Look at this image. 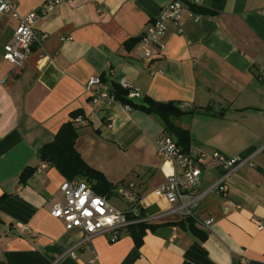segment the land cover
Returning a JSON list of instances; mask_svg holds the SVG:
<instances>
[{
  "label": "crops",
  "instance_id": "1",
  "mask_svg": "<svg viewBox=\"0 0 264 264\" xmlns=\"http://www.w3.org/2000/svg\"><path fill=\"white\" fill-rule=\"evenodd\" d=\"M44 1L17 0V8L27 14ZM170 1L63 0L36 19L35 32L46 38L32 44L20 66L3 57L17 22L0 17V264H264V151L254 167L231 176L227 194L202 197L197 218H212L210 230L169 215L149 222L154 226L139 245L130 229L112 243L105 234L84 239L81 229L68 231L50 214L69 179L37 151L67 121L76 126L82 160L111 183L102 195L122 197L134 181L146 216L168 208L154 192L165 182L156 148L164 118L189 132L195 153L234 156L264 144V0H186L183 31L170 25L161 51L151 48L145 57L139 39L126 47ZM194 5L211 13H196ZM92 77L101 79L100 90H113L123 78L139 92L134 101L171 102L186 113L162 117L94 103L86 92ZM78 109L77 124L70 113ZM26 167L33 173L21 183ZM218 175L204 171L203 185ZM16 222L28 231L19 233Z\"/></svg>",
  "mask_w": 264,
  "mask_h": 264
},
{
  "label": "built area",
  "instance_id": "2",
  "mask_svg": "<svg viewBox=\"0 0 264 264\" xmlns=\"http://www.w3.org/2000/svg\"><path fill=\"white\" fill-rule=\"evenodd\" d=\"M63 0H45L35 11L20 14L17 0H0V17L10 16L16 20L13 36L3 46V57L16 66L23 64L31 51L34 42L41 43L46 34H37L34 29L36 19L47 15ZM186 0H172L164 5L158 16L149 21L141 34L139 41L143 46V55H151V48L161 51V38L170 25H174L176 32L182 33L181 20L186 9ZM197 4L199 0H191ZM195 21L199 16L192 14ZM260 80L264 79V71L260 73ZM99 77H92L86 85V92L91 101L105 102L110 105H122L115 97L113 90H100ZM119 86L128 91V98L139 97V92L125 79L119 81ZM129 109V106L123 105ZM74 122L81 123L82 116H76ZM157 155L162 160L161 171L165 182L154 192L162 198L168 208L161 210L154 216L130 217V213L144 209V204L138 197L134 181L128 182L121 192L122 198L129 202V208L122 210L111 204L105 196L99 194L92 183L87 179L65 180L61 186L60 199L50 207V214L64 221L65 229H81L84 239L93 235L105 234L110 242L119 240L122 233L137 222H154L169 215L180 218H194L207 229H211L213 219L197 218V209L202 197L210 192L227 194L231 176L240 168L254 167L255 156L264 151V144L257 149L240 153L234 156L226 155L220 151H213L207 155L203 152L195 153L193 150L184 151L178 145L176 138L163 132L156 139ZM209 169H218L219 175L210 184L203 185L202 173ZM234 205V204H233ZM236 206V205H234ZM138 214V213H137ZM19 233L28 231L21 222L15 223ZM74 255L73 253H71Z\"/></svg>",
  "mask_w": 264,
  "mask_h": 264
},
{
  "label": "trees",
  "instance_id": "3",
  "mask_svg": "<svg viewBox=\"0 0 264 264\" xmlns=\"http://www.w3.org/2000/svg\"><path fill=\"white\" fill-rule=\"evenodd\" d=\"M191 9L196 13L208 14L211 13L209 10L202 8L201 6H191ZM139 38H134L126 43V47L136 42ZM115 97L122 105H127L133 108L140 109L145 112H154L160 116H165L169 112H160L157 110L158 103L154 102L149 97H144L141 102H136L132 98H128V91L121 88L119 85L113 89ZM82 110L78 109L70 113L71 118H75L81 115ZM165 119V129L167 133H171L176 137L178 145L182 150L188 151L189 132L182 129L170 121ZM77 137L76 126L72 121H67L61 125L54 139L44 144L37 151L38 157L41 161L52 164L66 179H74L76 177H83L90 181L98 193H106L111 191V183H109L103 174L91 167H89L80 157L79 153L74 147V143ZM33 173L32 167H26L20 174V182L25 183L26 180ZM1 200V197H0ZM144 209L137 210V212L130 213V217L144 216ZM138 213V214H137ZM182 221L170 222L171 225L180 224ZM154 225L149 222H137L129 227L132 232L135 244L141 243V236L146 228L153 227ZM193 233L197 234L198 231L191 227Z\"/></svg>",
  "mask_w": 264,
  "mask_h": 264
},
{
  "label": "water",
  "instance_id": "4",
  "mask_svg": "<svg viewBox=\"0 0 264 264\" xmlns=\"http://www.w3.org/2000/svg\"><path fill=\"white\" fill-rule=\"evenodd\" d=\"M157 110L160 112H172L178 115H183L186 113V112H183L179 107L175 106L171 102L158 104Z\"/></svg>",
  "mask_w": 264,
  "mask_h": 264
},
{
  "label": "rangeland",
  "instance_id": "5",
  "mask_svg": "<svg viewBox=\"0 0 264 264\" xmlns=\"http://www.w3.org/2000/svg\"><path fill=\"white\" fill-rule=\"evenodd\" d=\"M109 201L111 204H113L115 207L119 209L127 210L129 208V202L122 197L113 195L109 198Z\"/></svg>",
  "mask_w": 264,
  "mask_h": 264
}]
</instances>
